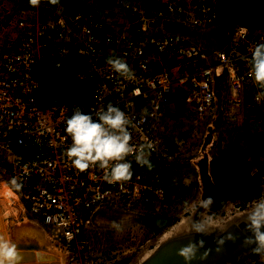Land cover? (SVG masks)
<instances>
[{"label":"built area","instance_id":"obj_1","mask_svg":"<svg viewBox=\"0 0 264 264\" xmlns=\"http://www.w3.org/2000/svg\"><path fill=\"white\" fill-rule=\"evenodd\" d=\"M106 1L116 8L89 1L57 15L16 19V41H0V202L15 195L17 211L47 225L67 248L82 241L97 212L145 215L166 203L160 167L177 148L166 120L172 89L187 99L182 111L193 133L213 127L222 80L234 107L244 96L264 105L248 63L264 42V0ZM173 23L222 27L224 45L206 48L186 31L167 28ZM110 55L126 60L134 77L120 76L106 62ZM110 101L132 119L131 143L155 147L151 170L137 165L134 153L127 157L134 174L122 183H108L95 166L82 172L66 155L73 106L90 112ZM14 177L22 188L10 183Z\"/></svg>","mask_w":264,"mask_h":264},{"label":"rangeland","instance_id":"obj_2","mask_svg":"<svg viewBox=\"0 0 264 264\" xmlns=\"http://www.w3.org/2000/svg\"><path fill=\"white\" fill-rule=\"evenodd\" d=\"M126 1L147 3L142 0ZM44 3L49 4L48 0H40L39 5L34 7L29 4V0H0V41L7 38L16 41L15 20L21 15L20 13L25 10L24 8L33 10ZM75 6L73 1H69L63 9L55 7L50 9L51 12L60 10L69 12ZM120 12L122 15H129L128 11ZM6 19L10 20L5 25L3 21ZM186 25L173 23L169 29L186 31L193 40L200 42L206 48L224 45L223 28L217 30L216 28L219 27L209 25L194 30L190 25ZM216 89L217 101L212 110L213 127L207 134H204L202 128L200 131L192 132L188 115L182 111L187 99L184 94H177L178 90L172 89L173 98L168 105L166 120L177 148L168 160L162 161L160 167L168 187L166 203L160 210L145 215H129L116 210L97 212L93 216L90 228L80 235L82 241L71 248L65 247L60 238L53 236V231L47 225H43L45 227L43 228L39 220L32 219L29 214L18 216L13 214V211L17 212L13 209L15 204L7 205L5 202H0L3 206L0 211L5 216L0 213V219H5L13 234L17 233L19 236L20 232L21 237L22 234L31 231L14 222L29 220L40 225L45 236L51 240L49 249L62 253L65 264H138L144 254L159 242L166 230L183 217L187 219V223H190L189 214L184 211V202H194L204 198L206 180L203 179V172L208 181H214L218 186L214 191V203L211 208L199 209L193 214L194 217L212 215L213 223L221 224L235 214L251 211L254 202L264 197V133L261 134L260 123V117L264 116V105L250 103L247 100L241 106L234 107L230 99V90L224 80L220 81ZM249 119L253 121L250 122ZM255 121L257 124L253 126V133L247 126ZM225 164L230 167V171L226 178L224 175L219 176L221 179H227L221 185L216 181V177ZM245 179L249 180L248 185L253 181H257L258 185L250 191V185L249 189L242 186ZM5 211L7 214H4ZM112 221H123L124 230L118 232L113 229ZM248 258L261 259L262 256L251 251L240 264L246 262ZM255 264H264V258Z\"/></svg>","mask_w":264,"mask_h":264},{"label":"clouds","instance_id":"obj_3","mask_svg":"<svg viewBox=\"0 0 264 264\" xmlns=\"http://www.w3.org/2000/svg\"><path fill=\"white\" fill-rule=\"evenodd\" d=\"M36 7L40 0H29ZM52 4H59V0H50ZM107 64L125 79H132L134 71L126 60L120 56L110 55L106 58ZM250 74L261 90H264V42L257 43L251 51L248 60ZM146 112V110H145ZM133 121L118 104L111 101L106 106L97 110L85 112L81 106L74 105L72 114L66 119L65 131L71 137V145L66 149V155L71 159L72 165L80 171H86L90 167H98L104 171V179L108 183H122L131 180L133 176V164L127 157L134 153L135 163L151 170L154 167L152 153L155 151L152 142H145L138 146L133 145L131 128ZM10 183L16 188H22V184L14 177ZM214 198L208 196L199 201L184 202V211L189 214L191 220L190 231L198 238L190 239L181 247L178 255L183 257L185 264L199 255L205 246L204 236L211 234L214 227L212 215L194 217L199 209H210ZM111 227L118 232L124 230L123 221H112ZM243 244L252 246L254 254L264 256V197L258 198L247 216L245 224ZM221 246L223 238L215 240ZM22 257L15 242L0 235V264H21Z\"/></svg>","mask_w":264,"mask_h":264},{"label":"water","instance_id":"obj_4","mask_svg":"<svg viewBox=\"0 0 264 264\" xmlns=\"http://www.w3.org/2000/svg\"><path fill=\"white\" fill-rule=\"evenodd\" d=\"M249 212L244 211L242 214H235L225 222L216 224L218 227H214L211 234L203 237L205 246L202 252L206 250V254L203 258L198 255L192 264H240L243 258L252 251V246L243 244L244 236L248 234L245 232L244 226L247 223ZM23 222L31 232H27L24 238L20 235L14 236L13 232H10L8 238L17 244L22 257L21 264H59L57 261H46L51 258V255L39 251V249L45 250L51 245V240L45 236L40 225L29 220H23ZM190 225L191 220L188 226L179 227L173 231L171 235L154 247L150 255L142 258L138 264H185L183 257L178 255L179 249L187 244L190 239L198 238L190 231ZM35 236L44 238L45 243L39 244L40 239ZM219 238H223L224 243L219 246L218 250L215 240Z\"/></svg>","mask_w":264,"mask_h":264},{"label":"crops","instance_id":"obj_5","mask_svg":"<svg viewBox=\"0 0 264 264\" xmlns=\"http://www.w3.org/2000/svg\"><path fill=\"white\" fill-rule=\"evenodd\" d=\"M69 1H73L74 2V4L77 6V5H79V4H81V3H84V2H93V3H98V4H100V5H102V6H104V7H113L114 5L111 3V2H107L106 0H59V4H52V3H50V0H48V3L49 4H42V5H40V7H37L36 9H27V8H24L25 10H23L22 11V13H20L21 15L17 18V19H19V18H24L25 20H29V21H32L34 18L35 19H37V18H40V17H42V16H44V15H57V14H59L60 12H62V11H66V10H60V11H55V12H51V9L50 8H59V9H63V8H65L66 6H67V4L69 3ZM143 2H147V3H149L150 5H153V4H156V3H159V2H161L162 0H142ZM231 1H233L234 3H243L244 5L246 4V5H250L251 3H254V2H259V1H261V0H231ZM30 4V3H29ZM115 7V6H114ZM116 8V7H115ZM68 12V11H67ZM117 12H120V10L118 9L117 10ZM40 13H42V14H40ZM217 30L218 29H222V27H219V28H216ZM224 31V30H223ZM223 33H225V31L223 32ZM225 35V34H224ZM263 115H264V113H263ZM245 118H247V117H245ZM259 120V119H258ZM260 120H261V134H263L264 133V116H261L260 117ZM249 121L251 122V121H253V119H249ZM246 122V121H245ZM257 121H255L254 123H250V125H248L247 126V128L249 129V130H252V132L254 133V129H253V126H254V124L256 123ZM257 124V123H256ZM257 127H258V125H257ZM241 128V127H240ZM253 135V137H254V134H252ZM3 206H1V204H0V208H2ZM0 213H1V211H0ZM13 214H16L17 216L18 215H21V214H23V215H25L24 213H21V212H19V211H17V213H14V212H12ZM2 214V213H1ZM4 214H7V211H5L4 212ZM2 216H4L3 214H2ZM5 217V216H4ZM4 217H2L3 219H4ZM0 221H1V224H2V229L4 230V232H6L5 234H8V236L7 237H9V232H11L10 230H9V225L7 224V222L5 221V219L4 220H1L0 219ZM4 221V222H3ZM9 223V222H8ZM14 224H20V226H22L23 228H25L26 226H25V224H24V222H23V220H20V221H17V222H14ZM43 226V225H42ZM12 228V227H11ZM26 229V228H25ZM19 235H21V233L19 232L18 233ZM14 235V234H13ZM23 236H24V234H22ZM15 236V235H14ZM23 238V237H22Z\"/></svg>","mask_w":264,"mask_h":264},{"label":"bare ground","instance_id":"obj_6","mask_svg":"<svg viewBox=\"0 0 264 264\" xmlns=\"http://www.w3.org/2000/svg\"><path fill=\"white\" fill-rule=\"evenodd\" d=\"M6 196H8L9 195V192H5L4 193ZM8 202L6 203L7 205H10L11 203L12 204H15V206L13 207V209H16L17 210V208H16V196L15 195H13V197H11V198H8V199H6ZM3 203V202H2ZM237 215V214H236ZM187 219L185 218V217H183L180 221H178L175 225H173L171 228H169L168 230H166L162 235H161V238H160V240H159V242H161L162 240H164L167 236H169V235H171L172 233H173V231H175L176 229H178L179 227H186L188 224H190V223H187V221H186ZM185 223V224H184ZM187 224V225H186ZM217 224V223H216ZM215 224V225H216ZM26 226V225H25ZM2 227V224H1V221H0V234L1 235H3V236H5V237H7L8 236V234H5L6 232H4V230L1 228ZM25 228H28V227H25ZM11 232H13L11 229H9ZM10 233V232H9ZM15 233V232H14ZM14 235H16V236H18L17 235V233L16 234H14ZM35 237H37V236H35ZM39 237V236H38ZM7 238H9V237H7ZM39 241H38V243L39 244H44L45 243V241H43V240H45L44 238H42V237H39ZM158 242V243H159ZM158 243L154 246V247H156L157 245H158ZM154 247L152 248V249H150V250H148L145 254H144V256H143V258H145V257H147L148 255H150V253L154 250ZM36 251V250H35ZM39 251H41V252H43V253H45V254H48V255H51V258L50 259H48V260H46V261H48V262H52V261H57L59 264H65L64 263V256H63V254L62 253H60L59 251H53V250H51V249H49V246L44 250V249H39Z\"/></svg>","mask_w":264,"mask_h":264},{"label":"trees","instance_id":"obj_7","mask_svg":"<svg viewBox=\"0 0 264 264\" xmlns=\"http://www.w3.org/2000/svg\"><path fill=\"white\" fill-rule=\"evenodd\" d=\"M10 19H6L5 21H3V23L6 25L7 23H8V21H9ZM172 27V26H171ZM170 26H168L167 28H171ZM243 100H244V102H246L247 100H248V98L246 97V96H244L243 97ZM243 102V103H244ZM233 165V164H232ZM234 165H235V162H234ZM218 166H220V165H218ZM230 171V167L227 165V164H225L224 165V168L222 169V171L219 173V175L216 177V181H218L221 185H222V183H224L227 179H225L226 178V176H228V172ZM220 175H224L225 176V178H223V179H221L219 176ZM203 179L204 180H206V182L204 183V198H206V197H208V196H212L213 198H214V191H216L217 190V186L215 185V182L213 181V182H211V181H208L207 180V178H206V176H205V173L203 172ZM248 179H245L244 180V182H243V184H242V186L244 187V188H248V187H250L251 186V189H249L250 191L252 190V188L254 189V188H256V186L258 185V182L257 181H253L251 184H249L248 185ZM161 224H163V223H161Z\"/></svg>","mask_w":264,"mask_h":264}]
</instances>
